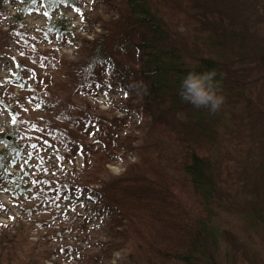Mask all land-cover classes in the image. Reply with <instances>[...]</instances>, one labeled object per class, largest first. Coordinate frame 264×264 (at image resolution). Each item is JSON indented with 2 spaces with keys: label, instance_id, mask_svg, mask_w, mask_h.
Here are the masks:
<instances>
[{
  "label": "trees",
  "instance_id": "16d2710c",
  "mask_svg": "<svg viewBox=\"0 0 264 264\" xmlns=\"http://www.w3.org/2000/svg\"><path fill=\"white\" fill-rule=\"evenodd\" d=\"M68 1L23 0L20 15L38 2L51 11ZM224 1L123 0L100 32L82 40V59L75 61L53 58L26 39L13 81H22L27 71L40 82L39 90L51 93L58 83L66 86L71 72L72 80L77 77L72 87L80 95L96 91L105 81H119L136 97L135 107L147 126L140 127L142 137L122 134L123 120L98 108L89 121L64 118L59 124L61 155L67 158L79 150L84 163L65 168L53 186L43 172L32 174L29 165L21 164L25 121L14 117L13 129L0 131V186L12 202L30 197L48 202L56 196V210L80 190L92 199L94 212L109 213L106 245L108 241L123 249L134 264H244L252 247L264 253V134L256 152L253 143L242 150L241 164L224 161L221 149L234 145V135L239 138L234 123L239 127L248 120L245 126L256 125L254 107L264 104V90L251 93L248 83L234 81L237 70L225 50H238L234 59L249 60L258 69L264 67V50L257 61L253 50L258 45H248L251 27L229 19ZM20 15L12 16L11 25L24 36ZM219 19L225 27L218 25ZM68 25L61 17L50 19L46 28L60 32ZM188 25L192 35L187 39ZM127 47L135 52V60ZM193 66L197 71L216 70L225 97L218 111L194 108L180 97V81ZM242 105L246 112L239 110ZM258 119L263 123L264 117ZM125 150L136 159L122 176L113 177L107 163ZM228 215L240 226L226 224L223 218ZM0 228V247L10 244L8 249L17 257L13 227L0 222Z\"/></svg>",
  "mask_w": 264,
  "mask_h": 264
},
{
  "label": "rangeland",
  "instance_id": "374dc122",
  "mask_svg": "<svg viewBox=\"0 0 264 264\" xmlns=\"http://www.w3.org/2000/svg\"><path fill=\"white\" fill-rule=\"evenodd\" d=\"M122 1L69 0L52 6L51 11L38 2L23 15H20V8L24 6L23 0H5L2 4L0 131L12 130L14 117L24 118L25 123L21 126L23 138L20 140L24 153L21 164L29 165L32 174L43 172L45 178L53 182L50 185L54 186L65 168L70 169L75 165L80 167L84 163V156L79 150L67 158L61 155L62 137L59 124L65 121L64 118L79 117L89 121L94 109L98 108L123 120L122 134L137 137H142L140 127H146L147 122L141 119L140 111L135 107L136 97L133 99V95L119 81H105L96 91L92 89L91 92L80 95L77 87L74 90L77 77L72 80L74 73L70 72V79L74 84H71V80L66 86L63 82L58 83L57 88L49 93L46 88L39 90L40 82L27 71L21 79L23 82L13 81V75L17 72V61L25 53L26 39L39 50H48L53 58L62 57L66 61L82 59V40L85 37L92 38L96 32H100L104 21L115 14ZM241 2L245 6H241ZM216 3L221 4L219 0ZM222 5L226 8L229 19L234 18L242 27H251L249 32L252 38L248 40V45H258L253 51L259 61L264 50V0H225ZM217 7L216 5L215 8ZM173 14L171 13L172 18ZM13 15H20L24 36L19 35L11 25ZM61 17L69 20L66 28H62L60 32L46 28L50 19L59 20ZM221 21L218 25L223 28L225 26ZM185 35H188L187 39L192 35L189 25ZM237 51L228 47L225 50V55L232 56V66L237 70L233 73L234 81L241 79L242 83H248L251 93L264 90V67L260 66L258 69V65L251 66L249 60L244 63L237 61L234 59L239 53ZM127 54L130 59L135 60L132 48L127 47ZM72 85H75L74 88ZM250 97L253 99L252 95ZM263 105L254 107L256 111L252 119H255V126L251 122L245 126L248 120H243L239 127L238 122L234 123L232 130L239 138L236 139L234 135V145L221 148L224 161L241 164L242 150L252 143L256 152L258 142L262 141L264 134V121L260 124L258 119L264 117ZM239 110L246 112L247 107L242 105ZM70 126L73 130L77 128L76 125ZM91 133V129L88 130L87 140H91ZM235 145L238 150H234ZM135 159L131 151L125 150L114 156L113 161L107 163V167L113 177H120L126 172L129 162H134ZM54 201H58L56 196L51 197L48 202L39 199L33 201L31 197L12 202L5 186H0V222L13 227L16 244H19V248H15L17 257H13L14 254L8 249L10 244L1 245L0 249L4 250L0 256V264H134L123 249L114 247L108 241L106 245L109 213L94 212L96 206L89 196L83 197L79 190L74 198L64 199L56 210L52 208ZM223 221L226 224L231 222L236 228L240 226V222L233 215L226 216ZM245 254L247 259L244 264H264V253L258 254V249L252 247ZM239 262L237 260L236 264H240Z\"/></svg>",
  "mask_w": 264,
  "mask_h": 264
},
{
  "label": "clouds",
  "instance_id": "9594fccd",
  "mask_svg": "<svg viewBox=\"0 0 264 264\" xmlns=\"http://www.w3.org/2000/svg\"><path fill=\"white\" fill-rule=\"evenodd\" d=\"M216 75L215 69L197 71L193 66L180 81L179 95L182 100L197 109L218 111L225 97L217 86Z\"/></svg>",
  "mask_w": 264,
  "mask_h": 264
}]
</instances>
